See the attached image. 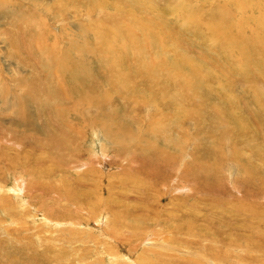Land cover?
Listing matches in <instances>:
<instances>
[{
	"label": "rangeland",
	"instance_id": "374dc122",
	"mask_svg": "<svg viewBox=\"0 0 264 264\" xmlns=\"http://www.w3.org/2000/svg\"><path fill=\"white\" fill-rule=\"evenodd\" d=\"M97 1H99V3ZM101 1L102 0H78V1L70 0L69 2V0H67L66 2V0L65 1L58 0V3L61 4L63 2L62 4L66 6L65 7L66 12L64 10L63 12V11H59L61 5L55 4L51 0H0V89H1L0 103L2 102V100L6 102L7 97L16 99L17 96L18 99L16 101V105L17 104L19 105L24 103V101L21 100L22 97L25 98L28 97L26 99L29 100V103L32 106L34 105L36 107L38 105H41V102H44L46 104L45 107H51L57 110V113L62 111L63 113L62 119L65 122H67L64 123V126L67 127H65L66 130L61 132L60 134L63 133V135H65L66 142L69 143L68 146L70 147V148H67L68 146L66 148L64 147L62 150L56 151L55 153V151L48 148V146L43 147L40 145V143L38 145H35V139H34L35 133H33V131L31 130H29L30 132L25 131V129L26 126L31 127L30 122L37 121L40 114L37 117L26 118L25 119L26 122L24 125V122L21 123L19 118L15 122L17 117L20 116H17V114L13 115L10 111H6L3 108L2 103L0 104V154L3 153L2 155H5L9 161L16 163V165H12V166L18 167L17 172L15 171L16 167L14 170L8 171L5 170L6 166L5 165L2 166L0 163V172H1L0 184H3V187H5L4 193H6V195H8L7 193H9V195L11 194L12 196L9 195L8 196L10 198L17 200V197H15L16 193L13 191V189L15 188L14 184L16 181L15 178L17 176V173H21V175L23 174L22 177L24 176L23 179L25 184L26 183L30 184V180L32 179V182L36 183L38 186V187L36 186L37 190L34 193V195L36 196H34V200H32L34 201L33 205L29 207V209L25 208L24 210V208L20 209L19 207L18 208L13 207V208H9V210L7 209L8 211L7 213H5L6 211L4 212L3 209L1 208L2 204L0 202L1 204L0 222H2L0 225V243H1L0 245L1 246L4 245L9 249H13L15 247H21L20 252L25 255V260L23 262H20L19 264L21 263L50 264V262L45 260V258L48 259L49 256L51 257V261H53L54 258H57L58 256L57 254L55 255L54 252L57 253L58 250L61 252L67 251L68 255L72 254L69 248L72 243H66V238H70V240H72L73 237L75 239H78V241H75L72 245L79 247V249L81 248V253L84 254V256L78 259L74 258L72 260V258L70 257L72 262L73 261L76 262L78 260V264H112L110 262V258L108 257V255H119L116 264H134V262H136L137 264H144L143 260L136 259V257L143 251L144 248H147L149 246L150 248L148 249H156L157 252L163 251V252L171 253L172 258L170 259L171 262H173L174 264H185V263L186 264H212V263L237 264L236 260L234 261L231 260L229 262L227 256L226 257L225 255L218 256L216 252L222 249L224 246L223 243L219 241V239L222 238L226 232L228 231L230 232L229 230L230 227H228L227 229L228 222L230 219L229 215H231L229 213L230 212L229 206H234L238 208L240 205L243 204L242 206L239 207V209H241L243 206L246 205L247 211L243 212L245 216L239 217L235 220L238 229L242 233L243 231L248 233L246 227L248 225L253 226L256 235L260 236V239L264 240V155H261L260 157L254 156L255 154L256 155L258 154V151L256 152L258 145L259 148H262V144L260 143L264 142L263 140L264 138H262L263 135H259L258 132L254 130L250 132H246L249 135L248 143L246 145L244 144L245 142L244 135L240 133V132H244L245 130H241V131L238 130L240 132L234 130L236 131L235 132L236 133L235 137H237L236 139L240 142L242 140L240 144L245 145L240 150L242 156L246 158L245 163L239 167H236L235 164H230V166H228L229 163L226 162L223 163V165H221L223 167L221 169L222 171L218 170L219 172L217 171L214 175L211 174L210 178L207 176L208 178L206 179V182H208L209 184H206L205 186L203 183L202 185L204 186L201 185L202 188L201 189L199 184L200 181L198 182L196 178L195 179L197 181L194 180L193 176L191 175L193 173L190 170L191 167L190 166L188 167L187 163L193 162L192 165L195 164L196 166L198 165L200 166V164L197 165V163L202 162L201 163L202 165L205 163L208 164L213 162L212 159H208V158L205 159V156L204 155L202 156L204 151V144L215 143V141H217L219 136H222L223 134L222 132H224L223 130L226 129L224 127H221L220 135L219 133H217L218 132L217 131L215 134H212L213 136H211L212 133L210 130L211 125L214 126V124L216 123L215 121H217L214 119L215 117L204 116V119L206 118L205 119L206 123L202 122L201 125L202 127L198 125V127L194 128L192 125L194 123L192 122L193 119H187L179 123L180 125L183 126V130L188 131V137H189L188 146H186L185 148L191 154L174 155L176 161L172 164L168 162L169 164L168 166L167 164H162L161 166L159 163V161L162 158L158 156V153L162 152L160 146H155V148H152L150 146L151 148H147L146 145H144L148 149V151H146V153L148 152V154L145 155V157H149V159H147L143 155H141L140 152L130 151L129 148L130 146L133 145L135 147L136 142L134 143V138L133 141H130L129 143L121 139V142L118 144L114 139H111L108 136H105L104 133L100 132L97 127L90 128V126H87L85 127L86 129L84 131L76 133L75 127L73 126L75 125V123L72 120V118H70V121H72L73 123H70L68 121L69 115L71 114L74 115L75 111L76 112L80 111L82 108L80 105L81 103L79 102L81 98L77 94L83 93V91L86 92V90L80 88V90L77 92L78 87L75 86L76 89V92L74 91V93H76V98H75L73 95H71L72 87L68 86L69 84H67V82L64 83L63 81L58 80L59 79L58 77L59 76L66 77V75L69 73L67 72L68 68H70L71 65H79L82 61L86 60L87 58L76 57L75 59L74 58L75 55H77L78 53H82L80 51L78 52L75 46H70L69 47L70 50L66 52L71 54V56L70 57L65 56L64 54L65 46H62L61 48L60 43L62 42L61 40L65 37L64 34L66 32L70 33L72 35L70 36L73 37L74 39H76V37L73 35L78 36L81 44L84 45L86 44V42L84 41L85 39L82 38L83 36L82 34H84L88 28L97 31V35L99 33V27L101 28L102 31H104L105 28L108 29L110 23L100 26L102 22L101 18L103 16H106L107 13L100 14V18L97 21L89 22L90 18L95 19L97 17V12H98L97 7H99ZM136 1L139 2L140 4L147 5L148 8H150L149 12L152 15H155L162 20L161 21L159 18L157 19L156 22L157 26L155 27V31L157 29H160L162 31V36H163V26H162L163 22L169 25V27L166 29L167 39L164 40V42L162 43H156L155 40L152 38V36H148V31L150 26H148L144 22H141L140 24H143V26L141 27L136 26L134 31L136 33H139V38H142V40L138 38L137 39L140 42L143 41L142 43L143 45L148 44L149 47H156L158 50H160L163 54L166 55L177 56L178 54L181 53L191 55V57L194 60H199L201 66L210 69V73L212 76L211 78L208 79L209 82L216 74L218 73L220 74L221 79L219 80L218 78L219 76L216 78V80L219 81L218 83H220V85L216 86L218 90L215 88L216 84L214 82H212L211 84V89L213 90L212 92H214L213 96H215V98L210 100V98L213 97L212 95L210 96L209 99H207L206 96H203L202 97L203 101H199L200 103L199 106H201L200 108L203 111H206L205 109H208L211 105L213 106L216 105L215 108L213 107L214 109L213 113L216 112V115L217 113L218 114L221 113L220 115H223L224 111L219 112L218 110H223L224 106L228 107V106H232L233 104L235 108L238 110V108L242 107L243 104L240 105L239 101L230 104L231 102L230 98L233 101L238 100L236 96L235 97L230 96L233 95L232 92L237 91V95H239L245 90L244 89L245 87L250 88V86H255L257 88L263 89L264 86H262L260 81L254 78L257 75L254 74L251 75V73L249 72L248 73L244 72L245 75L241 77L237 75H234L233 77H229V76L226 77L224 74H221V70H218L219 69L218 64H222V62L224 64H229L230 61L233 64L239 62V66L237 67L241 66L240 63L242 62L240 59L239 60L232 59L238 55V51L232 49L233 40H231L232 43L228 44V39H225V43H227L226 49H223L221 45H219V48L214 47V44L217 43L214 28L217 25H220V29L231 28L233 26L234 18L236 20L240 19V13L236 15L234 14V12H232L233 11L232 9H229V12H225L224 14H222L220 10L221 0H200L199 2L197 0H136ZM227 1L232 2V0H227ZM37 2L39 3L41 2L40 5L41 7H38ZM96 2L97 4L95 5L94 3ZM114 3L122 4L121 5L122 8H125V6L127 5L129 6L131 5L129 0H125V2L124 0H119V2L117 0L116 1L108 0L107 6H109V8L107 9H110L112 11ZM45 5L48 6L46 7ZM181 5L182 6L184 5L186 7L185 9V12L187 13L186 15L189 16L193 24L189 25V24L181 23L180 17H183L184 14L177 13L176 11L178 6L182 7ZM9 7L10 9L13 10L15 9L14 10L15 14H13L12 12L10 13L8 11ZM107 9L104 12H108ZM18 10L21 11L22 13L19 12V14H17ZM47 10H49L50 14L52 15H49L47 13ZM86 11L87 12L90 11V12L86 13ZM34 12H37L36 17L34 16ZM11 14L13 15L11 16ZM146 14L149 15V13L144 10L141 16L145 18ZM119 17L122 16L119 15ZM139 19H140L139 14H132L131 20L133 23L135 22V20H139ZM125 21L126 23H131L130 17H126ZM259 22L263 25L261 30H264V20L260 18ZM76 24L80 26L76 27ZM158 26L161 27L158 28ZM49 28L50 30L55 29L53 30L54 33L51 31V35H49L50 33H48ZM210 31L213 32L214 34L213 37L210 36ZM55 35L58 36L57 37L58 39L55 38ZM90 35L91 34L87 35L88 36L87 39L91 41L93 39L92 36ZM101 38L105 40L106 35H103ZM77 48L79 49V46ZM228 50L232 52H229ZM125 55L127 56V53H125ZM219 56L221 58L228 59V61L220 62ZM57 62L60 64H58ZM59 66L62 68L63 71L61 72L59 71L60 69ZM141 66L142 65L140 63V60L137 59L136 68H141ZM93 68L91 69L89 68L90 69L89 73L93 75L94 81L91 80L86 83L94 84L95 82V85L92 86L93 91L98 94L106 92L105 95L108 96V99L106 97L103 98L104 95L99 99L97 94H92L94 98L93 101L94 103L101 100L100 106L104 107V111H108V112L109 110L112 111V114H110L109 116L106 115L107 117H110L105 121L106 125L108 126L109 123H117L122 125V123H124L126 126L125 129H127L128 131L132 130L130 132L131 133L135 132L136 136L139 134L140 137H142L141 135H143V133L145 132L147 138L144 139H147V141H150L151 139L156 141L154 135H152L153 137L149 136L150 133L148 135L146 132L148 131L146 130L147 125L151 121L149 120L148 115H146V112L148 110L154 109L155 106L146 107L145 109L144 108L140 109V107H138V110L134 108L132 109L133 107L132 101L124 97L123 95L124 89H122L123 87L122 88L120 87L121 89L120 88L113 89L112 85L108 83L109 78L107 77L108 76L111 78L113 77L112 75L113 73L111 71L112 69H110L111 72H108L109 68L106 69V67L104 66L100 68L98 66H95ZM47 74H50L49 75L51 77L50 82H48L49 79L46 77L48 76ZM133 79H134V85H136L137 79L135 78ZM45 82L48 84H46ZM24 83L26 84L24 85ZM159 83L160 84L158 85H154L151 81L150 83L151 85L149 87L150 94L157 92L159 90V86L163 88L170 87L174 83V81L172 79L167 84L165 83L163 84V82L160 81ZM85 85L86 84H83V86ZM109 88L112 89L110 90ZM171 88L174 90L175 86H172ZM242 88L244 90H242ZM40 89L42 90L40 91ZM146 89H148V87H145L141 90L139 88L136 89L137 102H141L143 99L146 100V98H144ZM28 90H30L31 92H28ZM23 91L25 94L23 93ZM48 91H50V93ZM217 91L220 92L218 93ZM64 92L65 94L67 92L68 93L64 95ZM35 93L38 96H36ZM56 93H58L62 97L59 96L58 94L56 95ZM42 97L44 100L42 99ZM49 97L50 98L53 97V99L52 98L50 99ZM218 97L220 99H218ZM243 97L247 99L246 96ZM221 99L224 100H222L221 102ZM31 101H34L36 104L31 103ZM204 101L206 102V108H204L205 107ZM223 101L226 102L227 104H223ZM71 103H73L74 105L73 104L71 105ZM49 104L52 106H50ZM63 104L66 106V108ZM163 104L167 105V102ZM62 105L64 107H62ZM68 107H70V109ZM247 108L248 110L252 109L251 111L249 110L250 118H253L255 120L256 119L260 120V122L262 121V118H264L263 112L261 113L259 109L256 110L253 104L251 103L247 105ZM19 109L20 108L17 107L16 109H13V111L22 114V111L24 112L25 110L24 107H23L24 110L22 109L19 110ZM114 109H116V111H114ZM248 110L245 109V112H247ZM43 113H48V112L44 111ZM149 116L150 118L152 117L151 114ZM100 117L102 118L103 115H101ZM140 120L142 123L141 125L138 123ZM154 121H158V120L153 119L152 122ZM136 124L140 125V127L136 128L135 127ZM24 126L25 128H23ZM59 129L60 128H58V130ZM70 133L73 135H71ZM227 135L228 134H226V136ZM172 136L176 139L178 138L182 139V137L184 136L187 137L186 135L184 136L179 135L178 131L176 134L172 133ZM44 137L47 138V136ZM130 137L132 136H129L128 139ZM238 138H240L241 140ZM76 139H79V141L77 142ZM139 142H143V141H139ZM198 146L200 148H198ZM120 147L122 148L118 149ZM201 148L203 149L202 152L199 154ZM221 148L226 150L227 147L223 145L221 146ZM123 150L125 151L126 154L125 153L122 154ZM152 151L154 153H151ZM23 155L24 157H22ZM71 156L73 161L71 159ZM254 157L257 158V162L254 161ZM179 160L181 163L183 162V164L180 167L177 166L179 165ZM36 161L38 163H36ZM149 163L151 166H149ZM253 163H257L255 165V169H257V171L258 169H260L261 171L259 180H256L255 178V170ZM74 165H77V168ZM184 167H186V169ZM246 167L249 168L250 171L252 172V177L249 180H246L244 174H242L243 172L239 170V168L241 169ZM50 171H52L53 173L51 172L50 174ZM46 172H48L49 175L44 176ZM196 183L199 184V187L198 185H196ZM47 184H53L52 189H56V188L63 189L65 192H67L70 195V200L73 199V201H76L77 203L74 204L72 203L71 205V203H69V200L64 201L63 198L56 197L58 196V194H55L54 192L48 193L49 189L46 186ZM99 184L102 185L104 192L103 199L105 200L102 201H106L108 203L107 204L108 208H106L105 210V208L103 207L99 206L100 207L99 208L98 206H96L95 210H97V207L99 209L98 211H96L95 215L100 216L99 218L96 219L94 218V216L90 214V212L87 209L84 208L85 207L84 205H83L84 207L82 206L83 208L81 207V205L85 204L84 201L87 198L90 199L96 198L95 195L97 193H94L95 191L94 188H98ZM41 185H45V187H41V188H46V190L44 191L45 192L48 191L47 193H44L41 189H39ZM54 185L56 186L54 187ZM193 186H197L196 191L192 190ZM24 189H25V185H24ZM82 190H86L88 193L90 192V194H85L87 197L83 196L81 194ZM52 194H54L55 196ZM26 198L28 199V201H30L29 200L30 198L28 196H26ZM157 198H159L160 200L159 203L162 205V207L161 209H157V211H155ZM108 199L110 201H107ZM10 201L11 199H6L4 204H6L7 202L8 205L10 204V206H14L15 204L14 201H11L13 202L12 204L10 203ZM88 202H90V204L94 203L90 200H88ZM207 202H209V204ZM39 204L41 205V207ZM78 205L79 208H76L78 207ZM38 207L41 208L42 210H40ZM50 207H55L54 209H50L53 215L58 207L61 208L60 211H63L56 213L57 216L58 214H61L59 215L60 219L58 220L64 223L66 221H73V222H78L79 224L77 226L69 225L70 226L69 228H66V224L64 223L56 227L44 224L43 227L42 223H44V221L42 220L41 215L44 213V210L47 211L49 210ZM121 208L127 211L123 212ZM119 209H121L122 211ZM195 211L198 212L197 213L198 216L200 214V217L201 216L205 217L206 214L212 215L211 216L212 221H216L217 226L220 229V235H218L216 239H215V235L211 238V236L213 235V231H211L210 226H207V228H203V234H205L207 237L202 236V234L197 235L196 237H192L188 233L187 219L189 218L190 214ZM79 213L81 215H84V217L83 216L81 217ZM110 213L114 214V219L116 216L118 218L120 217V215H118L119 213L121 214V217L123 216V214H127L126 222L128 224H126L125 222H119L117 224L118 218L115 224H112L110 219L111 217ZM157 213L159 214L160 220L165 217L164 225H158L157 228H159V230L157 229V232L160 230H164L165 228H168L167 227L168 222L171 225L170 228H172L173 230V233H170L171 239L169 241H165V245L167 247L166 249L163 248L160 249V246H164V245H159L160 243L163 242V238L161 237H158L156 240H153L152 242L143 239L140 241V245H138L139 241L128 242L127 240H123V242L121 241L120 243H118L117 241H115L116 240L115 238H107L105 236H102V231L104 232L107 226H110L111 228V225L109 223L111 222V224L113 225L112 228L116 230L115 232L109 231L110 234L112 235L118 232V233H122V236L124 234L129 237V234L124 232L122 229H127L130 231L133 229V227L136 228V226L138 225L137 231L139 236L140 235L141 237L146 236L149 233L150 235L147 236L154 238L151 234L155 231V228L151 230L152 226L150 225H153V223L157 221L155 219V215ZM35 214H37V216H34ZM239 214L242 213L239 212ZM106 218L109 220H107ZM99 219H101L100 222H98ZM245 220H249V221L251 220L252 223L247 222ZM3 221H5V223ZM200 221H201L200 219L198 221L196 220V222H198L196 227H198L199 224H201ZM246 222L248 223L246 227L240 225ZM96 225L100 228H98ZM5 229H8L9 232L15 231L17 233L18 232L20 233L18 235H15L6 232ZM233 229H235V231L238 230L236 228ZM56 230H58L59 232ZM90 231L92 232V235L88 233ZM197 231L199 230H196V232ZM199 232L202 233L201 231ZM209 232H211L210 236H209ZM40 235L43 240L41 242L36 240V236L40 237ZM247 237L248 239L253 241L250 238V235H247ZM195 239H197L198 245L194 246L192 245V241H195ZM98 243H102V245L99 246L101 247V249H99V247H96ZM207 243L208 244L210 243V245H207ZM134 245H137V248L134 251H132V247ZM260 245L261 247L255 246L257 248L254 247L251 249L254 251L250 250L247 253V255L252 254L250 255L252 259L250 261L253 262L250 264H261L262 262H263L262 264H264V243L260 242ZM3 251L4 250L0 249V264H8V263L10 264L12 258L7 257L4 254L6 250L5 252ZM234 251L237 253L236 250ZM26 255H28L29 257L27 256L26 258ZM149 256H151V254ZM30 257L33 259H31ZM101 257L103 259H101ZM159 257L160 256L158 255L157 258ZM133 258L136 260L134 261ZM188 258L190 259V263L187 262ZM247 262L248 261H245L246 264H248ZM149 264L151 263L149 262Z\"/></svg>",
	"mask_w": 264,
	"mask_h": 264
},
{
	"label": "bare ground",
	"instance_id": "6f19581e",
	"mask_svg": "<svg viewBox=\"0 0 264 264\" xmlns=\"http://www.w3.org/2000/svg\"><path fill=\"white\" fill-rule=\"evenodd\" d=\"M51 1H53V3H55V4H60V3H58V0L57 1L51 0ZM63 1H65V0H63ZM73 1H75V0H73ZM107 1L108 0H102L100 2L99 7H97L98 8L97 17L95 19L90 18L89 22L90 21L91 22H95V21H97L100 18V14L107 13L106 16H103L101 18L102 22H101L100 26H103V25H106L107 23H110V26L108 27V29L105 28V30L102 31L101 28L99 27V33L97 35V31L91 30L90 28H88L86 30V32L84 34H82L83 35L82 38L85 39L84 41L86 42V44H84L85 46L83 44H81L78 36L73 35V36L76 37V39H74L73 37H71L72 35L70 33H67V32L64 34L65 37L61 40L62 42L60 43L61 48H62V46H65V48H64L65 49V51H64L65 56H69L70 57L71 54L66 53V52L68 50H70V48H69L70 46H75L77 51L78 52L80 51L82 53H78L77 55L74 56V58L75 59H76V57H78V58L79 57H81V58L86 57L87 58L86 60H84L85 62L82 61L79 65H71L70 68H68L67 72H69V73L66 75V77L65 76L64 77L59 76L58 77L59 79L57 78L58 80L63 81L64 83L67 82V84H69L68 86L72 87V92H71L72 94L71 95H73L75 98H76V93H74V91L76 92L75 86L78 87L77 92L80 90V88L86 90V92L83 91V93L77 94L81 98V100L79 101L81 103L80 105L82 107L81 110L77 111V112L75 111L74 115H72V114L69 115L68 114L69 115V120L68 121L70 123H73L72 121H70V118H72V120L75 123V125H73L75 127V132L78 133V132L84 131L86 129L85 127H87V126H90V128L97 127L100 132L104 133L105 136H108L109 138L114 139L118 144L121 142V139L126 141L127 143H129L130 141H133V138H134V143L136 142L135 143V147L133 145L132 146L129 145L130 146L129 147L130 151L140 152V154L143 155L144 157H145V155L148 154V152L146 153V151H148L147 148H151V147L155 148V146H160L161 149H162V152H159V150H158V152H159L158 156H160L162 158L159 161V163H160L161 166H162V164H167V166H168L169 165L168 162L172 164V163H174L176 161V158H175L174 155H176V154H179V155L191 154L185 148L186 146H188V140H189L188 131L187 130H183V126L180 125L179 123L181 121H184V120H187V119H193L192 122H194V123L192 125L195 128V127H198V125L201 126L202 122L206 121L205 120L206 118L204 119V116H212V117H215L214 119L217 120V121H215L216 123L214 124V126L211 125V128H210V130L212 132L211 136H213L212 134H215L217 131H218L217 133H219V135H220V133H221L220 132L221 131L220 128L221 127H224L226 129L223 130L224 132H222L223 133L222 136H219L217 141L214 140L215 143H213V144H204V151H203L202 156L204 155L205 159L206 158L212 159L213 162L208 163V164L205 163V164H202V165H201L202 162L201 163H197V165L200 164V166L199 165L196 166L195 164L192 165L193 162L192 163L191 162L187 163V166L188 167L190 166L191 167L190 170L193 172L191 175L193 176L194 180L197 179L198 182L200 181L199 184H200V188H201V185L203 183H204L205 186H206V184H209L208 182H206V179L208 177L210 178L211 174L214 175L218 170L222 171L221 169L223 167L221 165H223V163H225V162L229 163L228 166H230V164H235L236 167L242 166L245 163V159L246 158H244L242 156V154L240 153V150L245 145L240 144L242 142V140L240 138H238V139H240L241 142L236 139L237 138V137H235V134H236L235 132L236 131H234V130H237V131L238 130H240V131L241 130H245L244 132H240V131H238V132H240V133H242L244 135V139H245L244 144H246V145H247L248 139H249V135L246 132H250V131L254 130V131H257L259 135H263L262 138H264V118H262L261 122H260V120H257V119L255 120L253 118H250L249 110L251 111L252 109L248 110V108H247V105L249 103H251V104H253V106L255 107L256 110L259 109V111L261 113L262 112L264 113V87H263V89L257 88L255 86H250V88L249 87H245L244 88L245 90L242 88V90H244V91L242 93H240L239 95H237V91L232 92L233 95H230V96H232V97L236 96L238 98V100L237 101H233L229 97L230 100H231L230 104L238 102V101H239L240 105L243 104V106L239 107L238 110L235 108V106L233 104L232 106H228V107L224 106L223 110H218L219 112H223L224 111L223 115H220L221 113L220 114L217 113V115H218L217 116L216 112L213 113V110H214L213 107L215 108L216 105L215 106L208 105L210 107L208 109H205L206 111H203L200 108L201 106H199V104H200L199 101H203L202 100L203 96H206L207 99H209L211 95L212 96L214 95L213 94L214 92H212L213 90L211 89V84H212V82H214L216 84V85L214 84L215 88L217 89L216 86L220 85V83H218L219 81L216 80V78L219 76L218 78L220 80L221 79L220 78V74L219 73L216 74L212 78V80L209 82L208 79L211 78V76H212L211 73H210V69L201 66L199 60H194L191 57V55H187V54H184V53L178 54L177 56L166 55V54H163L156 47H149L148 44L147 45H145V44L143 45L142 44L143 41L140 42L138 40V39L142 40V38H139V33H136L134 31L136 26L137 27L143 26V24H140L141 22H144L148 26H150L149 31H148V36H152V38L155 40L156 43H162V42H164V40L167 39L166 38V29L169 27V25L167 23L163 22V24H162V26H163V36H162V31L160 29H157L155 31V27L157 26L156 22H157V19L159 17H157L155 15H152L149 12L150 8H148L147 5L140 4L136 0H129L130 3H131L130 6L127 5V6H125V8H122V6H121L122 4H115L114 3L113 9L111 11L110 9H107V8H109V6H107ZM117 1L119 2V0H117ZM197 1L199 2L200 0H197ZM263 1L264 0H261V1H259V0H232V2H229L227 0H221V9H220L221 13L224 14L225 12H229V9H232L233 10L232 12H234V14L237 15L238 13H240V19L236 20L234 18L233 26L231 28H221L220 29V25H217L214 28V32L216 34V41H217V43L214 44V47L219 48V45H221V47L223 49H226L227 43H225V39H228V44L232 43L231 40H233L232 49L238 51V55L235 58H232V59H234V60H239L240 59L241 62H242V63H240V65H241L240 67H237V66H239V62L238 63L236 62V64H233L230 61L229 64H224L223 62H222V64H218V66H219L218 70H221V74H224L226 77L227 76L233 77L234 75H237V76L241 77V76L245 75L244 72H247V73L249 72V73H251V75L252 74L257 75L254 78L257 79L258 81H260L262 86H264V30H261L263 25L259 22V19L261 18V19L264 20V16H263L264 15V2ZM66 2H67V0H66ZM69 2H70V0H69ZM97 2L99 3V1H97ZM97 2L94 3V4L96 5ZM124 2H125V0H124ZM37 3H38V7H41L40 6L41 2L40 3L37 2ZM62 3L60 4L61 6H60V10L59 11H63L64 10L66 12V9H65L66 6H64V4H62ZM121 3H123V2H121ZM111 4H112V1H111ZM95 5H93V6H95ZM45 6L47 7L48 5H45ZM57 7H55V8H57ZM106 9L108 10V12H104ZM185 9H186V7L184 5L182 7L178 6L176 11H177V13L184 14L183 17H180V21H181L182 24L191 25V24H193V22L190 20L189 16L186 15L187 13L185 12ZM14 10L10 9V7L8 9V11L10 13L12 12L13 14H15ZM144 10L149 13V15L148 14L145 15V18L143 16H141V14H143ZM19 12H21V11L18 10L17 14H19ZM89 12L90 11H88V12L86 11V13H89ZM47 13L49 15H52V14H50L49 10H47ZM13 14H11V16ZM132 14H139L140 15V19L139 20H135V22L133 23L132 20H131ZM119 15L122 16V17H119ZM23 16H24V14H23ZM34 16L35 17L37 16V12H34ZM126 17H130V22L131 23H126V21H125ZM250 23H253L254 25L250 24ZM200 25H201V23H200ZM77 26H80V25L76 24V27ZM159 27H161V26H158V28ZM53 28H51V29H53ZM80 28H82V27H80ZM53 30H55V29H53ZM53 30H50V28L48 29V33H50L49 35H51V31L54 33ZM88 34H91L90 36H92L93 40L90 41V40L87 39V37H88L87 35ZM103 35H106L105 40L101 38ZM213 35H214L213 32L210 31V36L213 37ZM57 37L58 36L55 35L56 39H58ZM60 37H61V34H60ZM78 46H79V49L77 48ZM80 48H81V50H80ZM137 49H139V50H137ZM229 52H232V51H229ZM125 53H127V56L125 55ZM150 53H152V54H150ZM47 55H49V54H47ZM137 59L140 60V63L142 65L141 68H136ZM219 60H220V62L221 61H228V59L221 58L220 56H219ZM58 64H60V63H58ZM95 66H98L99 68L104 66V67H106V69L109 68L108 72L112 71L113 77L111 78V77L108 76L107 78H109V82L108 81L107 82L112 85L113 89H117V88H120V87L122 88L123 87L122 89H124V91H123L124 97L127 98V99H130V101H132V106H133L132 109L134 108V109L138 110V107H140V109L141 108L145 109L146 107L155 106L154 109H152V110H148V111L146 110L147 111L146 115H148L149 120H151L150 123H148L147 129H146L149 132L148 131H146V132H147L148 135L150 133L149 136L154 135V138L156 139V141H154L152 139L150 141H147V139H144V138H147L145 132H144L145 135H144V133H143V135H141L142 137H140L139 134H138L139 136L138 135L136 136L135 132L134 133L130 132L132 130L128 131L127 129H125L126 126H125L124 123H122V125L121 124H117V123H109L108 126L106 125L105 121L108 118H110V117H107L106 115L109 116L110 114H112V111H110V110H109V112L108 111H104V107L100 106L101 100H99L98 102L94 103L93 102L94 98H93L92 94H97L99 99L103 95H104L103 98L106 97L108 99V96L105 95L106 92L98 94V93H95L93 91L92 86L95 85V82H94V84L93 83H91V84L86 83V82H89L91 80L94 81V77H93L92 74L89 73V71H90L91 68H93ZM110 69H112V70L110 71ZM59 71L60 72L63 71L61 67H60ZM44 72H46V71H44ZM47 73H48V71H47ZM47 75L48 76H46V77L49 79L48 82H50L51 81L50 80L51 77L49 76L50 74H47ZM133 78L137 79V84L136 85H134V79ZM172 79H173L174 83L170 87L163 88V87L159 86V90L157 92H154L152 94L149 93V87L151 85L150 84L151 81H152V83L154 85H158V84H160L159 81L163 82V84L164 83L167 84ZM214 80H216V81H214ZM25 84L26 83H24V85ZM46 84H48V83H46ZM83 84H86L85 85L86 87L83 86ZM172 86H175L174 90L171 88ZM145 87H148V89H146V92L144 94V98H146V100L143 99L141 102H137L136 89L139 88L141 90V89H143ZM43 89H44V87H43ZM41 90L42 89H40V91ZM28 92H31V91L28 90ZM48 92L50 93V91H48ZM57 92H59V91H57ZM235 92H236V94H235ZM23 93H24V91H23ZM32 94H33V92H32ZM57 94L58 93H56V95ZM66 94L64 92V95H66ZM35 95H36V93H35ZM36 96H38V95H36ZM59 96H61V95H59ZM243 96H246V98L248 100L245 99ZM53 97H55V96H53ZM53 97H51V98L53 99ZM63 97H65V96H63ZM2 98H4V97H2ZM26 98H28V97H26ZM26 98L22 97L21 100L24 101V103L23 104H19V105L18 104L16 105V101L18 99L17 96H16V99L15 98L13 99L11 97H7L6 98V102L2 100L1 103H2L3 108L6 111H10L13 115L17 114V116H20V117H17L15 122L19 118L21 123L24 122V125H25V122H26L25 121L26 118H28V117L29 118L30 117H37L40 114L38 119H37V121L30 122L31 127H29V126L27 127L26 126V129H25V131L30 132L29 130H31V131H33V133H35L34 134L35 145H38L40 143V145L43 146V147L44 146H48V148H50L51 150L55 151V153H56V151L62 150L64 147L66 148L69 143L66 142L65 135H63V133L60 134L61 132L65 131L66 130L65 127H67V126H64V123H67V122H65L62 119V114H63L62 111L57 113V110H55V109H53L51 107H45L46 104L44 102H41V105H38L36 107L34 105L32 106V105H30L29 100H27ZM214 98H215V96L210 98V100L214 99ZM32 99H33V97H32ZM42 99H43V97H42ZM79 99H77V100H79ZM218 99H220V98L218 97ZM222 100H224V99H221V102H222ZM62 101H63V99H62ZM66 101H67V99H66ZM72 102H74V101H72ZM165 102H167V105L163 104ZM31 103L34 104L35 102L31 101ZM72 104L73 103H71V105ZM75 104H77V103H75ZM223 104H227V103L223 101ZM223 104H222V107H223ZM63 105H62V107L65 106V105L64 106ZM68 105H69V103H68ZM50 106H52V105H50ZM17 107L20 108L19 110H21V109L24 110L25 109L24 112L22 111V114L14 112L13 109H16ZM23 107H24V109H23ZM171 107H172V109H171ZM65 108H66V106H65ZM68 108L70 109V107H68ZM204 108H206V102H205V107ZM62 109H64V108H62ZM245 109H247L248 111L245 112ZM44 111H47L48 113H43ZM114 111H116V109H114ZM72 112H74V111H72ZM106 112H108V113H106ZM67 113H69V112H67ZM150 114L152 115L151 118L149 116ZM101 115H103L102 118L100 117ZM136 117H138V116H136ZM222 117H225V118H222ZM153 119H157L158 121L152 122ZM138 123L141 125L142 124L141 120ZM140 125L136 124L135 127L138 128V127H140ZM203 125H204V123H203ZM23 128H25V126ZM58 128H60V129L58 130ZM23 131H24V129H23ZM177 131H178L179 135H181V136L186 135L187 137L184 136V137H182V139L174 138L172 136V133L176 134ZM83 133H85V132H83ZM204 133H205V131H204ZM204 133H202V134H204ZM226 134H228V135L226 136ZM30 135H31V133H30ZM71 135H73V134H71ZM44 136H47V138H45ZM129 136H132V137H130L128 139ZM27 137H25V138H27ZM27 139H29V138H27ZM32 140H33V138H32ZM76 140H77V142L79 141V139H76ZM81 141H83V140H81ZM139 141H143V142H139ZM137 142H139V143H137ZM260 144H262V148H259V145H258L257 150H256V152L258 151V154L257 155L255 154L254 155L255 157H260L261 155H264V146H263L264 142H262ZM120 145H118V146H120ZM144 145H146L147 148ZM223 145H225L227 147L226 150L221 148V146H223ZM67 148H70V147L68 146ZM121 148L122 147H120L118 149H121ZM198 148H200V147L198 146ZM202 149L203 148L200 149L199 154L202 152ZM124 153H125V151L123 150L122 154H124ZM151 153H154V152L152 151ZM245 153H246V151H245ZM2 154H0V157L2 156L0 158L1 165L2 166L3 165L6 166L5 170H8V171L14 170L16 166H12V165H16V163L12 162V161H9L8 158L5 155H2ZM3 156H5V157H3ZM22 157H24V155ZM155 157H157V156H155ZM255 157H254V161L257 162V158H255ZM145 158L149 159V157H145ZM71 159H72V156H71ZM72 161H73V159H72ZM36 163H38V162L36 161ZM48 163H49V161H48ZM182 164H183V162L181 163L180 160H179V165H177V166L180 167ZM256 164L257 163H253L254 170H255V178H256V180H259L261 171H260V169H258V171H257V169H255V165ZM41 165H42V162H41ZM74 166L77 168V165H74ZM149 166H151L150 163H149ZM186 167H184V168L186 169ZM239 170H241V172H243L242 174H244V177H245L246 180H249L252 177V172L250 171L249 168H247V167L246 168H241V169L239 168ZM15 171L16 172L18 171V167H16ZM32 171H34V170H32ZM51 172L52 171H50V174H51ZM2 173H4V172H2ZM26 173H27V171H26ZM22 175H21V173H17V176L15 178V180H16L15 184H14L15 188L13 189V191L16 193L15 197H17V200L13 199V198H10L9 196H12V195L11 194L9 195V193H7L9 196L6 195V193H4L5 192V187H3V184H0V202L2 204L1 208L3 209L4 212L6 211L5 213H7L9 208H13V207H17L18 208L19 207L20 209L24 208V210H25V208L29 209V207H31L33 205L34 201H32V200H34V196H36V195H34V193L37 190L38 186H37L36 183L32 182L31 178H29V179H31L30 180V184H27V183L25 184L24 179H23L24 176L22 177ZM45 175H49V173L46 172L44 174V176ZM208 180H210V179H208ZM1 182H2V179H1ZM199 184L196 183V185H198V187H199ZM24 185H25V189H24ZM204 185H202V186H204ZM46 186L49 189V192L47 191L48 193L54 192L55 194H58V196H56V197H61V198L64 199V201L69 200V203H71V205H72V203L73 204L77 203L76 201H73V199L70 200V195L67 192H65L63 189L59 188L61 191L59 189H57V188L56 189H52L53 184H47ZM55 186L56 185H54V187ZM41 187H45V185H41L39 189H41L44 193H47V192L44 191V190H46V188H41ZM10 188H12V187H10ZM79 188H81V187H79ZM23 189H24V191H23ZM94 189H95L94 193H97L95 195L96 198L95 199H90V198L85 199V201H84L85 204L81 203L82 204L81 207L84 205L85 207L84 206L83 207L85 209H87L90 212V214L92 216H94V218L97 219L100 216H98V215L96 216L95 215L96 211H98V209L100 207H103L106 210V208H108V206H107L108 203L106 201H102V200H105V199H103V193L104 192H103L102 185L99 184L98 188H94ZM196 189H197V186H193L192 187V190L196 191ZM91 193H92V191H91ZM81 194L83 196H86L85 194H90V192L88 193L86 190H82ZM52 195H54V194H52ZM26 196H28L30 198L29 199L30 201H28ZM159 198H161V197H159ZM159 198H157V201H156L155 211H157V209H161V207H162V205L159 203L160 202ZM6 199H11V201H14V203H15L14 206H10V204L8 205L7 202H6V204H4ZM88 200H90V201H92L94 203L90 204V202H88ZM11 201H10V203L12 204L13 202H11ZM16 201H17V204H16ZM107 201H110V200L108 199ZM35 202H37V201H35ZM207 203L209 204V202H207ZM47 205H49V204H47ZM242 205H240V206H242ZM96 206H98V207L100 206V207L99 208L97 207V210H95ZM40 207H41V205H40ZM239 207L236 208L234 206H229V209H230L229 213L231 215H229L230 219H229V222H228L227 229H228V227H230V229H229L230 232L229 231L226 232L224 234V236L219 239V241L222 242L223 245H224L223 246L224 250L222 248L219 251H217L216 253H217L218 256H221V255H225V257L227 256L228 257L227 259L229 260V262L231 260L232 261L236 260L237 264H242V263L246 264L245 261H248L247 263L250 264V263L253 262V261L252 262L250 261V260H252L250 255H252V254L247 255V253L252 248H254L255 246L261 247L260 242L264 243V240L260 239V236L256 235L255 229L253 228V226H249L248 225L246 227V225L248 224L247 222L252 223L251 220L250 221L249 220H245V221H247L246 223L240 224V225H243V226H245L247 228L248 233H246L245 231H243V233H242L238 229V226H237V223L235 222V220L237 218H239V217H244L245 215L243 214V212L247 211V206L246 205L243 206L241 209H239ZM54 208L55 207H50L49 210H47V211L44 210V213L41 215L42 216V220L44 221V223H42L43 227H44V224L56 227V226L64 223V222L58 220V219H60L59 215H61V214H58V216L56 215V213L63 212V211H60L61 208L58 207L57 208L58 210L57 209H56V211L54 210L55 212H54V215H53L52 212L50 211V209H54ZM76 208H79V205ZM39 209L42 210L41 208H39ZM121 209H119V210H121ZM125 209H126V207H125ZM124 211L126 212L127 210H123V212ZM239 212H241L242 214H239ZM77 213H78V211H77ZM197 213H198L197 211L192 212L190 214L189 218L187 219V221H188V233L192 237H196L197 235H200V234H202V236H204V237H207L205 234H203V228H207V226H210L211 231H213V235L211 236V238L215 235V239H216L217 236L220 235V229L218 228L216 221H212V219H211L212 215L206 214L205 217L204 216L200 217V214L198 216ZM121 214H122V212H121ZM121 214L120 213L118 214V215H120L119 218L116 216L115 219H114V214L110 213V216H111L110 219H111L112 224H115L117 218H118L117 224L119 222H125L126 224H128L126 222L127 221L126 220V215L127 214H123L122 217H121ZM194 215H195V217H194ZM238 215H240V216H238ZM34 216H37V214H35ZM82 216L84 217V215H81V217ZM196 218H198V219H196ZM155 219L157 221H155L153 223V225H150V226H152L151 230H153L155 228V231L151 234L154 238H152L150 236H147V235H150L149 233L146 236H142V237H141V235L139 236L138 231H137L138 225L136 226V228L133 227V229L130 230V231L127 230V229H122L124 232L129 234V237L124 235V234L122 236V233H118V232H116V233H114L112 235V234H110V232L111 231L115 232L116 230L114 228H112L113 225L111 224V222H109V223H110L112 229L110 228V226H107L105 231L104 232L102 231V236H105L107 238H115L116 239L115 241H117L118 243H120L121 241L123 242V240H127L128 242L139 241L138 245H140V241L143 240V239H146V240H149V241L152 242L153 240H156L158 237H161V238H163V242L160 243L159 245H164V246H160V249H162V248L166 249L167 247L165 245V241H169L171 239L170 233H173V230H172V228H170L171 225L168 222V225H167L168 228H165L164 230H160V231L157 232V229L159 230V228H157L158 225H164L165 217L160 220L159 219V214L157 213L155 215ZM199 219L202 222L200 221L201 224H199V226L196 227L197 223H198V222H196V220L198 221ZM100 220L101 219H99L98 222H100ZM107 220H109V219H107ZM5 221H6V219H5ZM5 221H3V222L5 223ZM1 223L2 222H0V225H1ZM64 224H66V228H69L70 226H77L79 223L78 222H73V221H66ZM98 228H100V227H98ZM233 228H236L239 231L238 230L235 231V229H233ZM54 229H56V228H54ZM5 230H6V232L12 233V234H15V235H18L20 233V232L17 233L15 231L9 232L8 229H5ZM196 230H199L202 233H200L199 231L196 232ZM56 231H58V230H56ZM193 231H195V232H193ZM88 233L92 235L91 231L88 232ZM210 235H211V232H209V236ZM247 235H250V238L253 241L248 239ZM167 237H168V239H167ZM53 238H55V237H53ZM197 239H195V241H192V245H194V246L198 245ZM36 240L39 241V242L43 241L42 238H41V235H40V237L36 236ZM85 240H86V238H85ZM75 241H78V239H75L74 237L72 238V240H70V238H66V243H72L73 244ZM97 241H98V239H97ZM94 243H96V242H94ZM72 244L69 247L71 252H72V254L68 255L67 251L66 252H61V251L58 250L57 253L54 252L55 255L56 254L58 255L57 258H54V260L51 261V257L48 256V259L45 258V260L49 261L50 264H78V260L76 262L73 261L74 263L72 262V260L74 258H77V259L81 258L82 256H84V254L81 253V248L79 249V247L73 246ZM103 244H105V243H103ZM101 245H102V243H98L96 247H99ZM207 245H210V243L209 244L207 243ZM136 248H137V245H134L132 247V251H134ZM148 248H150V246L147 247V248H144L143 251L139 255H137L136 259L143 260L144 264H149V262L151 264H174L173 262H171V259H170V258H172V254L171 253H167V252H163V251L157 252L156 249H148ZM255 248H257V247H255ZM0 249L4 250L3 252H5V250H6V252L4 254L7 257H11L12 258V259L9 258V259H11V263L10 264H17V263L19 264L20 262H23L25 260V255L20 252L21 247H15L13 249H9L8 247H6L4 245L3 246L0 245ZM99 249H101V247H99ZM234 250H236L237 253ZM251 251H254V250H251ZM150 254H151V256H149ZM162 254H164V255H162ZM158 255L160 256L159 258H157ZM177 255H179V254H177ZM199 255H198V257H199ZM27 256L28 255H26V258H27ZM35 256H37V255H35ZM60 256H62V257H60ZM70 257L72 258V260L70 259ZM108 257L110 258V262L112 264H116V262H117V260L119 258V255H108ZM31 259H33V258H31ZM35 259H36V257H35ZM101 259H103V258L101 257ZM136 259H134V261ZM204 260H206V259H204ZM187 262L190 263V259L189 258L187 259ZM37 264H39V263H37ZM134 264H137V263L134 262ZM212 264H214V263H212ZM225 264H227V263H225Z\"/></svg>",
	"mask_w": 264,
	"mask_h": 264
}]
</instances>
